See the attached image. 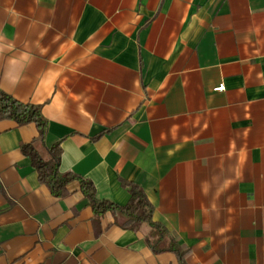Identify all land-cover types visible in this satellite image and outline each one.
I'll return each instance as SVG.
<instances>
[{
	"label": "crops",
	"instance_id": "0c3cea01",
	"mask_svg": "<svg viewBox=\"0 0 264 264\" xmlns=\"http://www.w3.org/2000/svg\"><path fill=\"white\" fill-rule=\"evenodd\" d=\"M0 89L99 198L139 183L186 264H264V0H0ZM37 134L0 120V264H178L77 181L50 193Z\"/></svg>",
	"mask_w": 264,
	"mask_h": 264
},
{
	"label": "trees",
	"instance_id": "16d2710c",
	"mask_svg": "<svg viewBox=\"0 0 264 264\" xmlns=\"http://www.w3.org/2000/svg\"><path fill=\"white\" fill-rule=\"evenodd\" d=\"M40 108L38 104L17 100L11 93L0 89V120L11 119L18 125L33 123L37 127L38 134L29 142H22L20 150L30 160L40 183L54 196L62 198L69 193L67 185L77 181L92 210L94 223L99 221L104 212L111 211L123 217V220L118 222L121 228L137 230L141 224H146L151 227V231L145 236V241L152 252H172L178 264H186L188 249H182L167 228L153 220L154 207L139 183L120 179V185L126 187L129 192V200L121 205L99 198L96 186L83 175L60 171L62 140L50 145L46 143L48 122L41 114Z\"/></svg>",
	"mask_w": 264,
	"mask_h": 264
},
{
	"label": "built area",
	"instance_id": "2783aa9c",
	"mask_svg": "<svg viewBox=\"0 0 264 264\" xmlns=\"http://www.w3.org/2000/svg\"><path fill=\"white\" fill-rule=\"evenodd\" d=\"M222 88H223V85H222V86H219V87H217V88H215V89H217V90H222Z\"/></svg>",
	"mask_w": 264,
	"mask_h": 264
}]
</instances>
